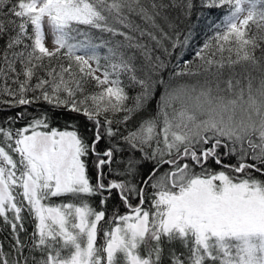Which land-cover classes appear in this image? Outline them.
Returning a JSON list of instances; mask_svg holds the SVG:
<instances>
[{"label":"snow or ice","instance_id":"1","mask_svg":"<svg viewBox=\"0 0 264 264\" xmlns=\"http://www.w3.org/2000/svg\"><path fill=\"white\" fill-rule=\"evenodd\" d=\"M258 41L264 0H0V264H264Z\"/></svg>","mask_w":264,"mask_h":264},{"label":"trees","instance_id":"2","mask_svg":"<svg viewBox=\"0 0 264 264\" xmlns=\"http://www.w3.org/2000/svg\"><path fill=\"white\" fill-rule=\"evenodd\" d=\"M206 31L203 23H201L200 26H198L196 28V36H195V40L193 41V43H201L203 42V33ZM256 29L253 28V32H255ZM261 46H264V41H258ZM256 54L259 55L260 54V49H257L256 51ZM191 57V53H186L184 58L185 59H188ZM239 71V68L237 69ZM183 79H187V78H181V82H183ZM126 80V78H125ZM175 83V82H174ZM88 89L89 91H95V88H94V82L92 85H89L88 86ZM163 89H158L157 90V93H156V97L158 98L159 97V94L160 92L162 91ZM136 91H138V89H128V92H129V95L130 96H133L135 95ZM154 104V102H153ZM43 106V105H42ZM20 109H14L12 110V112H17L19 111ZM12 112H9V111H0V120L3 119V117L7 116V115H10L12 114ZM72 119H75L77 121L80 122L81 126L83 125L84 123V118L81 117V116H74V115H66L64 116L63 118H61L60 120H54L53 121V126H59L61 129H64L65 127V121L66 120H72ZM23 126L22 124H17L16 127H21ZM151 166V165H149ZM165 168H167V165L164 166ZM213 167H215V165H213ZM89 175L91 176V179H92V182H95L96 180V173H95V169L91 167V165L89 166ZM258 175V174H257ZM107 181H105L106 183ZM71 200L70 197H64V198H61L60 201H56L57 203L63 201V202H67ZM95 203V200L93 201ZM135 203V202H134ZM114 205L115 206H118L119 207V212L121 214H126V208L125 206H123L122 204L119 203L118 199L116 198H113L112 200L109 201L108 205H107V208H108V216L111 217L112 215V212L114 210ZM147 207V206H146ZM26 227L28 228L29 232L32 231V228H33V225L29 222L26 224ZM107 227V226H106ZM3 235L4 234H0V240L3 239ZM162 248H163V253H162V258H161V264H171L170 262V253L172 250H174L177 254H181V253H185V249L182 247L181 243L179 241H175L171 244L167 243L166 241H163L162 240ZM4 250L7 251L8 250V245H7V242H5L4 244ZM141 254L142 255H145V251L143 248H141ZM183 258V257H181Z\"/></svg>","mask_w":264,"mask_h":264},{"label":"rangeland","instance_id":"3","mask_svg":"<svg viewBox=\"0 0 264 264\" xmlns=\"http://www.w3.org/2000/svg\"><path fill=\"white\" fill-rule=\"evenodd\" d=\"M51 40H52L51 33L47 31V28H46L45 43H46V46L49 47L50 49L52 48Z\"/></svg>","mask_w":264,"mask_h":264}]
</instances>
